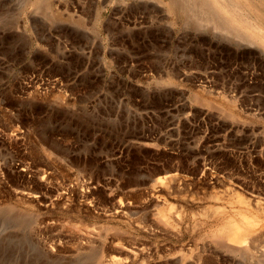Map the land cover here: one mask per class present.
I'll return each mask as SVG.
<instances>
[{
  "label": "rangeland",
  "instance_id": "374dc122",
  "mask_svg": "<svg viewBox=\"0 0 264 264\" xmlns=\"http://www.w3.org/2000/svg\"><path fill=\"white\" fill-rule=\"evenodd\" d=\"M169 1L0 0V264H264V43Z\"/></svg>",
  "mask_w": 264,
  "mask_h": 264
},
{
  "label": "bare ground",
  "instance_id": "6f19581e",
  "mask_svg": "<svg viewBox=\"0 0 264 264\" xmlns=\"http://www.w3.org/2000/svg\"><path fill=\"white\" fill-rule=\"evenodd\" d=\"M190 1H189V4H191ZM214 1H216V5L218 7V9H217L218 16L213 15L211 17V20L216 25V27L224 28V30H226V31H240V30L243 31V30H245V31L249 32L250 34L256 36V38L261 39L262 42L264 43V24H263V21L259 15H256V17H252V14L250 11H243L240 8H238V7H240L239 3L237 2L238 0L237 1L235 0L236 4H233V2L230 3L229 0L228 1L227 0H214ZM178 4L179 3L177 0H170L169 1V5H170L171 9H174L175 5H176V8L178 7L183 13H186V15H188L189 12L194 11V10H192L193 9L192 6H190L187 3V1L185 2V4H183L181 6ZM214 4H215V2H214ZM208 13L210 14L211 12L208 11ZM189 14H191V13H189ZM198 98L199 99H197L198 100L197 102L201 104L203 100L201 101V98L200 97H198ZM209 105H211V104H209ZM238 198H239V196H238ZM239 200L242 204H244L246 202L244 198H239ZM243 201H245V202H243ZM248 203L246 202L245 204L248 205ZM257 207L259 208V205ZM256 209L257 208H255V213L257 212ZM259 211H260V209H259ZM261 211H262V209H261ZM240 212H241L239 215L240 220L235 221V220H232L233 219L232 218L231 221H229L227 225L224 223L226 226V228L224 229L225 231L221 232V234H220L221 239H219V237H218L217 241H222V243H225L226 240L228 239L229 241L233 242L236 245H242V244L246 245L245 243L248 240V238L252 237L255 234V231L257 230L256 227H257V225H259L260 223L263 222L264 216L262 217L263 220L260 221V219H259L260 212L256 213L257 215L259 214L258 217H256L255 213H254V215H252V212H250L251 214L247 213V212H243L242 210H240ZM262 213H261V215H264V213L263 214ZM263 223L257 228H259V229L264 228V226L262 227V225H264ZM223 239H226V240H223ZM228 248H230V247H228ZM231 249H233L231 251L236 250L234 248H231ZM115 262L116 261H114V263ZM117 263L121 264V263H119V261Z\"/></svg>",
  "mask_w": 264,
  "mask_h": 264
}]
</instances>
